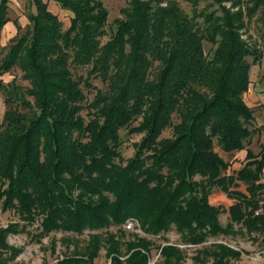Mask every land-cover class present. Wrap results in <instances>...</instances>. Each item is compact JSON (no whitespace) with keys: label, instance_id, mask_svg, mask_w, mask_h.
I'll return each instance as SVG.
<instances>
[{"label":"trees","instance_id":"obj_1","mask_svg":"<svg viewBox=\"0 0 264 264\" xmlns=\"http://www.w3.org/2000/svg\"><path fill=\"white\" fill-rule=\"evenodd\" d=\"M8 1L0 0V31L10 21ZM52 1L70 11L68 26L62 29L45 0H28L34 9L25 13L28 24L21 31L11 20L15 33L0 56V75L16 67L27 82L0 79V209L27 223L38 219V237L93 231L80 250L54 264H96L100 247L108 264H147L148 239L98 231L114 226L122 235L127 219L146 234L173 227L186 244L257 234L264 253V144L256 153L246 149L244 163L229 174L214 150L243 149L256 132L246 126L252 110L241 94L249 82L247 57L255 63L259 53L235 31L241 14L223 9V21L215 23L172 3L130 0L100 43L107 12L99 0ZM250 7L264 14V0ZM202 41L215 44L210 57ZM76 67L87 68L84 78L72 75ZM90 77L106 81L107 90L85 104L80 83L89 86ZM174 112L179 120L171 137L157 139ZM125 127L142 136L121 164L118 130ZM214 188L233 199L224 224L218 220L223 207L208 202ZM23 230L17 222L0 227V264L19 252L6 236ZM197 253L198 264H232L240 256L218 242ZM159 256L160 264H182L176 245H161Z\"/></svg>","mask_w":264,"mask_h":264},{"label":"rangeland","instance_id":"obj_2","mask_svg":"<svg viewBox=\"0 0 264 264\" xmlns=\"http://www.w3.org/2000/svg\"><path fill=\"white\" fill-rule=\"evenodd\" d=\"M47 9L56 15V17L62 23V29L68 26L69 18L71 16L70 11L62 9L59 5L52 0H45ZM103 8L107 12L105 20V35L100 38V43H104L109 34L114 28L115 20L123 18L122 8L126 7L130 0H99ZM145 1V0H143ZM153 5L164 6L168 3L175 4V7L185 13L187 16H191L192 12L200 13L198 20L205 15H210L211 20L215 23H221L223 21V9L229 13L236 12L241 14V23L236 21L235 31L240 37L251 47L255 48L259 53L258 61L251 63V58L247 57V61L250 63L248 70V84L245 91L241 94V98L244 103L252 110V118L246 124L248 129L255 130L256 132L251 136L250 143L243 148L251 150L253 153L258 152L259 145L264 144V78L262 73L264 70V14L262 8H258L253 12H250L252 0H223L221 2H215L212 0H146ZM7 16L10 19V24L7 29H4L2 35H0V45L3 47L0 50V56L4 54L6 46L9 44V39L14 35V27L11 20H16L20 25L21 31L25 29L28 22L25 17V13L28 10L33 11V6L29 4L28 0H9L8 1ZM250 12V14H249ZM5 47V48H4ZM215 44L212 45L207 41H202V49L207 57H210ZM157 62H153L150 66V75L155 73ZM86 67L71 68L72 75L74 77L81 76L84 78L86 75ZM0 79L3 83L14 80L15 83L20 85H27V82L20 78V71L14 67L9 72L0 75ZM89 86H85L83 82L80 83V88L85 95V104L89 102L97 91L104 92L107 90L106 81H101L97 77L88 78ZM4 110L3 97L0 93V121ZM81 115L86 120V110L81 111ZM140 118L136 117L132 120L129 126L137 125ZM178 115L176 112L170 116V125L166 126L160 132L157 139L169 138L172 135V125L178 122ZM128 126V127H129ZM128 127L120 128L118 130V145L117 151L119 158L115 161L123 164L125 160L131 157L134 153L133 144L138 142L142 133L128 132ZM216 153L227 162V167L224 170L226 174L233 172L232 166L234 163H239L240 166L244 163L245 159L236 155L237 151L225 153L221 151L216 145H214ZM236 166V165H235ZM239 166V167H240ZM238 167V168H239ZM197 178V177H196ZM264 180V169L261 175V181ZM242 188V186H240ZM219 192L218 189H213L208 196L210 204H215L216 200L211 194ZM223 207V211L219 214L218 220L221 224H224L227 220L226 208ZM17 222L19 226H23V231L16 233H9L5 240L6 242L19 248V252L12 260L7 261L5 264H54L56 259L61 258L63 255H69L74 251L75 247H79V250L87 240L88 234L93 231L82 230L81 232H64V231H51L45 236H36L38 231V219L27 223L18 218V215L12 209L1 210L0 209V227H4L8 223ZM137 226L133 224V229H126L123 226L120 230L123 234H119L117 227L110 226L107 229L98 230L99 232H111L120 236L122 240L131 239L133 236H141L149 240V258L147 264H160L161 257L159 256V247L163 244L176 245L182 252V264H198L196 258L198 255L197 250L202 246H208L211 242H218L235 250L240 251V256L237 260L232 261V264H264V253L261 250V244L259 242L260 236L257 234L248 235H234L223 236L218 235L216 237H209L201 244H186L183 243L179 234L173 229V227L160 232L158 234H146L142 231L136 230ZM201 257V255L199 256ZM209 263L210 259L206 258ZM96 264H108V259L105 255V250L100 247L96 258L94 259Z\"/></svg>","mask_w":264,"mask_h":264},{"label":"crops","instance_id":"obj_3","mask_svg":"<svg viewBox=\"0 0 264 264\" xmlns=\"http://www.w3.org/2000/svg\"><path fill=\"white\" fill-rule=\"evenodd\" d=\"M10 21H7L3 26H2V28H1V31H0V35H2V33H3V31H4V29H6V27H7V29H8V27H10L9 26V23ZM13 25V24H12ZM14 27V26H13ZM14 31H15V28H14ZM236 155H239V157H242V158H244V156H245V149L243 150V149H240V150H237V152H236ZM236 165V166H235ZM240 166V164L239 163H234L233 164V166H232V170H236V169H238V167ZM240 186H242V188H240ZM238 189L239 190H243V185H239L238 186ZM212 196H213V198L216 200V203L215 204H213V205H223L224 206V208H226V210H227V207L233 202V199H231V198H228L223 192H221V191H219V192H214L213 194H211ZM208 196H210V195H208ZM209 202V201H208ZM227 213V212H226Z\"/></svg>","mask_w":264,"mask_h":264},{"label":"built area","instance_id":"obj_4","mask_svg":"<svg viewBox=\"0 0 264 264\" xmlns=\"http://www.w3.org/2000/svg\"><path fill=\"white\" fill-rule=\"evenodd\" d=\"M257 213V212H255ZM133 224H135L137 226V229L139 231V228H138V225H137V222L132 220V219H127L123 222L122 226L126 229H133Z\"/></svg>","mask_w":264,"mask_h":264}]
</instances>
